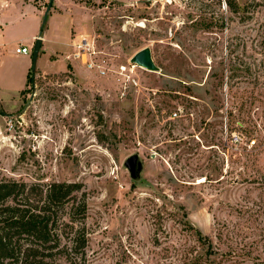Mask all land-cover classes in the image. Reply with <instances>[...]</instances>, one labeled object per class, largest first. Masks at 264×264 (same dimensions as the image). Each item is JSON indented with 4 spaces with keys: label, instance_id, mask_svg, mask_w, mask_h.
<instances>
[{
    "label": "rangeland",
    "instance_id": "374dc122",
    "mask_svg": "<svg viewBox=\"0 0 264 264\" xmlns=\"http://www.w3.org/2000/svg\"><path fill=\"white\" fill-rule=\"evenodd\" d=\"M230 1L74 0L106 72L51 42L35 87L1 89L0 181L82 182L87 264L264 261V0Z\"/></svg>",
    "mask_w": 264,
    "mask_h": 264
},
{
    "label": "trees",
    "instance_id": "16d2710c",
    "mask_svg": "<svg viewBox=\"0 0 264 264\" xmlns=\"http://www.w3.org/2000/svg\"><path fill=\"white\" fill-rule=\"evenodd\" d=\"M87 200L78 181H0V264H87Z\"/></svg>",
    "mask_w": 264,
    "mask_h": 264
},
{
    "label": "crops",
    "instance_id": "0c3cea01",
    "mask_svg": "<svg viewBox=\"0 0 264 264\" xmlns=\"http://www.w3.org/2000/svg\"><path fill=\"white\" fill-rule=\"evenodd\" d=\"M51 0H0V107L8 110L3 105L2 90L8 85H15V89L20 96L29 83L31 75V55L16 53L17 46L23 44L33 46L37 37L41 34L43 42L37 61V69L42 72H49L40 61L48 59L49 44L58 42L66 46L72 45L73 38L71 32L73 27H78L75 16L80 11L75 6L74 0H52V6L48 13V18L43 28V16L48 3ZM84 13V12H81ZM66 15H69V20ZM83 15V14H82ZM69 21V22H68ZM68 25V34L65 39L57 37L56 28L60 23ZM55 28L54 36L52 32ZM19 57L23 62L21 68H10V58ZM17 79V80H15ZM15 82V84H14ZM2 89V90H1ZM10 110V109H9ZM3 115L0 114V132L2 131ZM3 133V132H2Z\"/></svg>",
    "mask_w": 264,
    "mask_h": 264
},
{
    "label": "water",
    "instance_id": "95a60500",
    "mask_svg": "<svg viewBox=\"0 0 264 264\" xmlns=\"http://www.w3.org/2000/svg\"><path fill=\"white\" fill-rule=\"evenodd\" d=\"M52 6V0L48 3L47 8L44 12L43 16V25L47 21L49 10ZM42 36L41 34L37 37L35 40V43L32 48V65H31V73H32V82L33 86L35 87V76H36V69H37V61L39 58L40 50L42 47ZM131 61L133 63H136L137 65L144 67L145 69H148L150 71H159L160 67L155 63L153 55H152V49L149 46H146L139 51H137L132 57ZM125 167L130 171V175L132 179L135 181H139L141 179V174L144 169V163L140 157L139 153L131 154L124 162Z\"/></svg>",
    "mask_w": 264,
    "mask_h": 264
},
{
    "label": "built area",
    "instance_id": "2783aa9c",
    "mask_svg": "<svg viewBox=\"0 0 264 264\" xmlns=\"http://www.w3.org/2000/svg\"><path fill=\"white\" fill-rule=\"evenodd\" d=\"M72 53L69 55L73 60L79 61L81 64L85 65L88 69L95 70L97 69L101 73L106 72V65L101 63L98 59L99 50L96 48L95 41L93 38H90L88 35L81 34L77 37L73 38L72 41ZM32 46L27 45H19L16 47V53L23 55H31L32 54ZM121 69H124V66H121ZM174 116L178 115V112L173 113ZM15 128V123L12 118L6 123V129L11 131ZM2 134V131L0 132ZM236 133L233 135L234 142L240 141L241 137Z\"/></svg>",
    "mask_w": 264,
    "mask_h": 264
}]
</instances>
